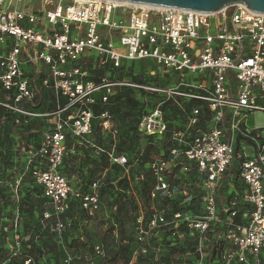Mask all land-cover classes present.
Listing matches in <instances>:
<instances>
[{
	"label": "built area",
	"instance_id": "2783aa9c",
	"mask_svg": "<svg viewBox=\"0 0 264 264\" xmlns=\"http://www.w3.org/2000/svg\"><path fill=\"white\" fill-rule=\"evenodd\" d=\"M23 1L17 0V4ZM37 3L41 7L35 9ZM4 4L5 0H0L3 92L13 93L17 106L24 100H35L37 91L25 68L33 66L43 75L42 67H46L41 87L52 90L56 98L57 109L46 114L0 104L26 117L53 119V127L43 134L42 146L34 156L41 158V166L32 173L54 206L53 214H44V219L57 217L54 231L65 232L67 226L60 218L68 211L70 198L80 197L60 171L68 137L86 140L93 134V120L98 119L101 130L117 138L112 115L104 111L96 117L89 106L96 103V93L104 91L102 103H107L115 89L127 87L159 98L152 112L141 119L142 135L166 138L174 145L167 158L155 157L149 164L155 178L151 201L179 199L180 205L186 206L197 198L190 189L195 187L202 202L200 214L175 212L169 218L170 209L166 208L152 214L146 225L144 214H140L132 226L143 236L180 226L195 232L196 262L202 264L207 255L206 233L212 225L221 224L228 227L225 240L236 248L235 253L225 252L228 263L236 258L238 264H260L264 248V134L262 129L249 128L247 122L252 113L264 112V14L242 4L215 13L148 8L114 0H33L18 9H5ZM88 57L94 58V66L111 65L115 69L124 63L146 61L164 77L172 76V82L161 77L164 84L134 85L104 77L97 85L87 80L89 74L80 66ZM180 101H194L200 107L178 128L170 125L164 108L172 102L185 112ZM204 108L211 121L192 133L201 122ZM238 135L242 140L236 153ZM100 152L130 173L126 155H118L115 149ZM236 157L241 161L239 180L244 184L236 198L253 209L249 228L233 224L235 212L223 219L221 211L230 214V209L220 210L217 201ZM31 164L32 160L28 167ZM191 174L197 176V181H192ZM93 188V194L82 197L89 218L101 207L98 185ZM173 235L180 240L183 237L179 232ZM96 253L105 256L100 247ZM25 264H32V259Z\"/></svg>",
	"mask_w": 264,
	"mask_h": 264
},
{
	"label": "rangeland",
	"instance_id": "374dc122",
	"mask_svg": "<svg viewBox=\"0 0 264 264\" xmlns=\"http://www.w3.org/2000/svg\"><path fill=\"white\" fill-rule=\"evenodd\" d=\"M32 1L24 0L23 3L17 4V0H5L4 8H23L30 5ZM40 7L39 3L34 6L35 9ZM89 59L88 57L84 60L86 62L85 67H90L88 64ZM124 74L127 78H140L151 84H164L165 80L170 83L173 78L170 75H165L164 77V75L159 73L155 67L146 61L129 65ZM161 77H164L165 80H162ZM120 95H124V92L119 89L116 91V97L111 102V109L114 114L112 122L118 129L119 136L114 138L111 134L107 133L103 137L100 130V122L96 119V131L91 138L109 149H114L120 144L127 148L130 147L133 142L131 131L138 122V109H134L131 102L126 104L125 100H122L123 105L121 103L118 104ZM13 99H15L13 94L0 91V104L11 105ZM52 101L53 94L43 92L42 102L35 105V107L41 111L49 110L52 108ZM3 105L0 106L3 107ZM24 105L29 107L27 102H24ZM149 111L150 108L146 110V113ZM30 118L32 119L24 120V122H21L20 128L15 129V118L10 109L6 108L3 113H0V189L5 190L9 200L13 199V193L17 186L19 193V204L14 214H11V205L0 202V264H24L27 258L26 254L31 255V250H34L35 255H37L35 257V264H68L66 261L70 259L72 261L69 264H102L105 258L99 257L95 248L100 247L107 257L117 247L118 232L111 233V229L119 227L120 220L122 221L126 235L132 238L131 241L125 243L128 246L130 264H135L141 255L148 259L149 264H171L173 261L169 262L168 259L172 251L169 249L170 241L166 235L159 236L156 234L159 237H155L152 234H147L144 237L140 233L138 234L137 229L132 226L137 223L140 214L147 215L161 212L165 210V206L161 202H146L144 204L139 200L138 195L136 200L133 193L137 194L135 186L138 185V181L132 179L127 182L124 172L111 166L105 160H100L101 169H94V167L83 170L82 168H74V172L70 171L69 166H65L62 169L67 175H71L69 177L71 185L84 194L89 195L93 191L91 188L93 183L101 180L99 183L100 188H102L100 190L101 207L94 216L89 218L81 209L80 203H74L72 210L60 218L68 226L67 232L62 234L54 231L57 217L45 219L42 223L40 219L33 216L32 213L34 212H42L41 208L53 214L54 206L51 205L48 199L43 197V194L39 197V193H42L43 190L32 178H27L22 181V184L20 177L12 178L13 173L17 172L20 166L19 149H22L23 152L21 162L23 170L26 166V161H38V158L31 156L38 151L42 144L43 132L51 128V122L46 118ZM249 118V128L262 129L264 134V112H254ZM13 130L16 131V134H14ZM159 146V141L154 142V145L150 146L154 157L159 156ZM80 150L88 151L82 146L79 147ZM79 153L83 155L82 152ZM68 154L69 158L67 161L72 162L74 154L70 155V152ZM74 157L77 160L76 154ZM90 160H94V157H87V163ZM77 166H80V164L78 163ZM19 181L20 184L17 185ZM80 181L87 182L80 183ZM27 200H29L30 205L26 203ZM130 201L133 203L132 206L129 205ZM122 203L123 211L122 213H118L116 205H122ZM20 208H22V212H19ZM13 215H15L14 227L7 234L5 229L10 224ZM241 217L243 226L249 228L252 225L251 216L247 213L242 214ZM40 225L42 226L41 230L39 229ZM189 234V238L193 243L197 234L195 232H189ZM215 239L218 241L220 239L219 235H216ZM80 243H84L86 247L84 248ZM19 245L20 248H18ZM225 249L229 253L236 252V248L230 243L225 245ZM8 252H12L11 257L3 263L2 258ZM227 258L225 257V253L221 255L220 250L214 256L209 251L202 264H238L236 258L230 263H228ZM260 259L262 260L260 264H264V249L260 254ZM178 261H180L179 258ZM179 263L182 264L181 262ZM197 263L195 262V264ZM110 264H122V262L117 260L112 261Z\"/></svg>",
	"mask_w": 264,
	"mask_h": 264
},
{
	"label": "trees",
	"instance_id": "16d2710c",
	"mask_svg": "<svg viewBox=\"0 0 264 264\" xmlns=\"http://www.w3.org/2000/svg\"><path fill=\"white\" fill-rule=\"evenodd\" d=\"M86 59V58H85ZM94 62V58H90L88 61V64L90 67H85V61L81 62L80 66L83 68V70L87 71V73H89L90 78L89 80H94V79H98L100 77H105L107 76V78L110 81L113 82H127L129 84H137V85H152L155 83H148L140 78H127V76H125V71L127 68H129V65L131 64H135V63H124V65L121 68L115 69L113 68L111 65H98V66H94L93 64ZM143 62V61H141ZM149 64V63H148ZM152 65V64H151ZM154 67V66H153ZM46 74H43L42 76L39 77V79H36L35 83H38L39 85H41V82L44 78H46ZM120 89H122V91L124 92V95H120L118 98V104L122 103V100L125 99L126 104H128L129 102H131L132 106L134 107V109H138V122L135 126V128L131 131V137H133V142L132 145L130 147H126L123 146L122 144L118 145L115 147V151L118 155L124 154L128 157V165L130 167V173L127 174L126 171L124 170V168H120L119 166L112 164L109 160L108 155H106V153L104 154H99L100 155V160H105L108 163L111 164V166L115 167L116 169L122 170L124 172V176H125V180L128 182L130 180H137L138 181V185L135 186L136 187V193L135 194V199L137 200V195L139 196V200L142 203H155V202H161L163 203V205L166 208H169L170 211L167 213V217H172V215L175 212H190L192 214H200L201 211V206H202V202L199 200L201 193L200 191H198L197 188L195 187H190L191 192L196 195L197 198L193 199L192 202L188 203V205L186 206H181L179 199L173 200V201H168V200H160L157 199L155 201H151L150 199V194L152 192V190L154 189V184H155V178L153 177L151 170H149V164L150 162L155 158L152 155L150 146L154 145V142L159 141L160 142V152H159V156L158 157H165L167 158L169 156V151L170 149L174 146L173 143L169 140H167L166 138H162V137H153V138H148L142 135V133L140 132L139 129V125L141 123V119L143 118V116L149 114L150 112H152V110L156 107V103L159 101V98L154 95V94H149L146 93L142 90H138V89H132V88H127V87H119ZM118 88V89H119ZM116 90V89H115ZM0 91L3 92L2 90V86L0 84ZM5 92V91H4ZM43 92H46L45 90L43 91V89H37V101L34 104H29V107H26V105H15L14 101H12V106H17L18 108H20L21 106H24L25 110H30V111H34V113H40L41 110L39 108H36L35 105L39 104L42 102L43 100ZM13 94V93H11ZM104 91L99 93V97H95V101L96 103L94 105H91V110L94 112L95 116L98 117L100 116L101 113H103L104 111H108L112 117H114L113 111L111 109L112 105L111 102L113 101V99L116 97V95H113L110 97L109 102L107 103H102V97H103ZM13 96H15L13 94ZM14 100V99H13ZM54 100V98H53ZM23 103V102H22ZM179 103H182V107H184L185 112H183L176 103H172L169 102V104H167L165 106V110L167 112V120L170 121V125H176V127L181 128L182 126H184L186 124V122L189 120L187 119L191 113L193 112V110L195 108H199L200 104H198L197 102L194 101H189V102H182L180 101ZM55 104V100L53 101V105ZM125 105V103H124ZM23 108V109H24ZM150 108V111L148 113H146V110ZM57 109V107L54 105L51 109H49V113L54 112ZM6 110L5 107L0 106V113H3ZM10 112L14 115V120H15V129L20 128L21 126V122H24V120H26V116L24 115H19L13 111L10 110ZM43 112V111H42ZM201 122L200 124H198L196 127H194L193 130H191L192 133H195L197 130L205 128L206 127V122H210V114L208 112V110L206 108L203 109L202 115L200 116ZM96 120V119H95ZM95 120L93 121V128L94 131L93 133H95ZM16 124H20V125H16ZM53 127V124H51V128ZM49 129H47L46 131H49ZM101 130V128H100ZM44 131V132H46ZM14 134H16L15 130H13ZM43 132V134H44ZM118 136H119V131H118ZM242 140V136L238 135L237 139H236V147H235V151L236 153L239 152L240 150V141ZM79 140L69 136L68 137V142H67V151L65 153V157H64V161L63 164L61 166L60 171L65 175V177L68 179V181L70 182L69 175H67L65 172H63V168L66 166H69L70 171L74 172V168L75 166L72 164L75 160L76 157H72V162L71 161H67L69 158V149L72 146H75V148L79 149L80 144L78 143ZM43 143V142H42ZM85 144V143H84ZM97 144V143H96ZM42 144L40 145L39 149L41 148ZM38 149V151H39ZM38 151L36 153H38ZM35 153V154H36ZM35 154L31 157H34ZM71 155V154H70ZM18 157H19V168L17 170V172L13 173L14 175L12 176V178H16V177H20L21 178V184L22 181L26 180L27 178H32L34 181V177H33V171L36 168H39L41 166V158H38V161L34 162L32 160V164L28 167V164L30 162L26 161V166L23 168H21V162L23 159V152L22 149H19L18 151ZM37 158V157H34ZM240 160L237 159V157L234 159L232 165H231V169L230 172L227 174L224 182H223V186L221 187L219 194H218V206L220 208V210L225 207H227L228 209H230V214L224 213L223 211L221 214V217L223 219H228L229 217H231V213L235 212L236 215L232 218V222L234 225H238V224H243L241 221V216L242 214H247L248 215L253 211V209L248 206L245 205L241 202V200H239L238 198H236V193L237 192H241L244 190V184H242L240 182V174H241V167H240ZM101 163V161H100ZM28 167V168H27ZM101 169V168H100ZM98 171V170H97ZM101 171V170H99ZM189 177L192 178V181L195 180L197 181V176L195 174H191ZM187 177H184V179ZM128 179V180H127ZM188 179V178H187ZM185 179V180H187ZM71 185V183H70ZM40 186V185H39ZM41 187V186H40ZM71 187H73L76 191V193L80 194V197H75L73 196L72 198H70L69 200V209L68 211L63 214L67 215L68 212H70L73 208V204L76 202H79L81 205V209L83 210L84 213L85 210L83 209V199L82 197L84 196H89L90 194L94 193V188L92 185V189L93 191L88 194H84L82 191L77 190V188H75L73 185H71ZM235 188L234 192H231L232 188ZM98 196H99V201L101 200L100 197V190L102 188H100V186L98 185ZM42 189V187H41ZM14 190V189H13ZM42 193H39V197L43 194V197H45V193H44V189H42ZM36 193V192H35ZM47 199V198H46ZM237 199V200H235ZM127 201V200H125ZM238 201V202H237ZM0 202L4 203V204H9L11 205V214H14V212H16L15 210L17 209V205L19 204V193H16V190H14L13 193V199L9 200L8 196H6V192L5 190L0 189ZM237 202V204L234 206L233 203ZM26 203L28 205H30L29 200L26 201ZM129 205L132 206L133 203L130 201ZM117 212L118 213H122L123 211V203L121 204H117ZM42 212H34L32 213L33 216L37 219H40V222L43 223L44 219V214L46 213V211H44V208L42 209ZM19 212H22V208L19 209ZM153 213L144 215V224L146 225L147 222H149V218L152 216ZM61 216V217H62ZM14 219H15V215L12 216L10 224L8 225V227L5 229L6 233L8 234L14 227ZM62 221V220H61ZM138 221V220H137ZM63 222V221H62ZM120 226L119 227H113L111 229V233L114 232H118V242H117V247L112 250L110 252V254L106 257L104 256L103 258H105V260L102 262V264H110L112 261H120L122 262V264H130V258H129V253H128V246L125 244L127 241H131V237L126 235V231L124 229V226L122 224V221H119ZM66 225V224H65ZM67 226V225H66ZM68 227V226H67ZM39 229H42V226L40 225ZM228 227L227 226H222L221 224H217V225H212L209 229V231L206 233L207 234V240L205 242V250L207 253H209V251H211V254L214 256V254L218 253V251H221V255L224 254L227 250L225 249V245L228 244V242L225 240L224 238V234L227 232ZM67 232V229L65 230V233ZM175 232V233H174ZM176 232H179L181 235H183V237L181 238V240L174 236L173 234L176 235ZM137 233L139 234V232L137 231ZM159 236H163L166 235L169 238L170 244H169V249L170 251H172V253L169 255V259L168 261L171 262L173 261L171 264H175L179 262L183 263H187V264H192L194 262L197 261V255L195 254V246H196V240H197V236L196 238L192 240L189 238V232L183 228L182 226H180L178 229H171V228H162L159 230H156V232H154L155 237H159ZM141 236H143L142 234H140ZM219 235V240L217 241V239H215V236ZM145 237V236H144ZM189 238V239H188ZM22 245V243H21ZM84 248L86 247V245L84 243L81 244ZM97 248V247H96ZM95 248V249H96ZM22 249V247H21ZM219 249V250H218ZM264 249V248H263ZM96 251V250H95ZM11 253L12 252H8L3 258H2V262L5 263L6 260L8 258L11 257ZM31 255L34 257H32L31 255H27V258L25 259V262L28 259H32V263L35 264L36 262V256L35 255V251L31 250L30 251ZM189 253H192L193 255L190 256L189 258L187 257ZM262 253V252H261ZM178 258L180 259V261H178ZM188 259V260H187ZM261 259H260V263H261ZM25 264V263H24ZM135 264H149V261L146 257H144L143 255L140 256V258L137 260V262ZM159 264V263H157Z\"/></svg>",
	"mask_w": 264,
	"mask_h": 264
},
{
	"label": "crops",
	"instance_id": "0c3cea01",
	"mask_svg": "<svg viewBox=\"0 0 264 264\" xmlns=\"http://www.w3.org/2000/svg\"><path fill=\"white\" fill-rule=\"evenodd\" d=\"M25 71H26V75H28V77L30 78L32 87L35 89V91H37V89H41V90L43 89V91L45 90L46 92L52 93L53 94V98L55 100V104L54 105L56 106V98H55L54 92H52V90H49V89H44V88L41 87V85H39L38 83H35L36 79H39V77L42 76V75H39L36 72V70H35V68L33 66H27L25 68ZM42 74H46L47 75V69H46V67H42ZM105 77H107V76H105ZM89 78H90V75H89V77H88L87 80H89ZM102 78H104V77H100V78L94 79V80L92 79V80H89V81H93L95 84L98 85V84L101 83ZM119 89L114 90L113 95H116V91H118ZM120 90H122V89H120ZM99 93H101V92H99ZM99 93H96L94 97H96V98L99 97ZM123 100H125V99H123ZM36 101H37V98L35 100H33V101L24 100L23 103H21V104L24 105V102H27L28 104H34V103H36ZM53 101L51 103V107L54 106L53 105ZM64 103H65V101H64ZM21 104H19V105H21ZM20 108H24V106H21ZM28 111H30V110H28ZM30 112H34V111H30ZM40 113H43V114L45 113L46 114V113H49V110H46V111H43V112L41 111ZM26 118L27 119H32L30 117H26ZM41 119H45V118H41ZM46 119H48L51 122V124H53V119H50V118H46ZM247 125H248V122H247ZM101 132H102L103 137H104V135H106L108 133V132H105V131L103 132L102 130H101ZM94 134L95 133H93L91 136H88L86 138V140H84V141L83 140H79V142H78L80 144L79 147L82 146V147H84L88 151H83V150H80L79 151V149L78 148H75V146H72L69 149L70 154H74V156H75V154L77 155V160L75 158L74 162L72 163L75 166V168H78V169L82 168V170H83V169H88V168L94 167V169H100L101 168V165H100V155L99 154H102L100 152L101 149L102 150H106V151H111L112 150V149L106 148L105 146L100 145L98 142H96L93 139H91ZM79 152H82L83 155H81V153H79ZM90 155H92V156H90ZM87 157L88 158L94 157V160H90L87 163V161H86L87 160ZM90 162H92V164H90ZM78 163L80 164V166H77ZM85 182H87V181H80V183H85ZM100 182H101V180H98L95 183H93V185L94 184L99 185ZM133 195L135 196V193H133ZM80 244H82V243H80Z\"/></svg>",
	"mask_w": 264,
	"mask_h": 264
},
{
	"label": "water",
	"instance_id": "95a60500",
	"mask_svg": "<svg viewBox=\"0 0 264 264\" xmlns=\"http://www.w3.org/2000/svg\"><path fill=\"white\" fill-rule=\"evenodd\" d=\"M116 1V0H114ZM127 3L152 5L156 7H171L192 11L215 13L217 11L231 8L234 5L242 4L255 12L264 14V0H120Z\"/></svg>",
	"mask_w": 264,
	"mask_h": 264
},
{
	"label": "bare ground",
	"instance_id": "6f19581e",
	"mask_svg": "<svg viewBox=\"0 0 264 264\" xmlns=\"http://www.w3.org/2000/svg\"><path fill=\"white\" fill-rule=\"evenodd\" d=\"M117 2H119V3H126V4H132V3H127V2H124V1H120V0H116ZM134 4H137V3H134ZM142 5V4H141ZM142 6H145V7H156V6H152V5H142Z\"/></svg>",
	"mask_w": 264,
	"mask_h": 264
}]
</instances>
